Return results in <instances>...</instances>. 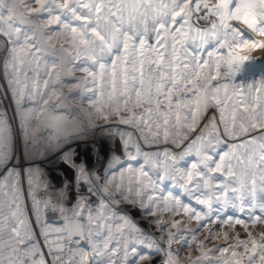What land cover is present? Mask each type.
I'll return each mask as SVG.
<instances>
[{
	"label": "snow or ice",
	"instance_id": "obj_1",
	"mask_svg": "<svg viewBox=\"0 0 264 264\" xmlns=\"http://www.w3.org/2000/svg\"><path fill=\"white\" fill-rule=\"evenodd\" d=\"M0 264H264V0H0Z\"/></svg>",
	"mask_w": 264,
	"mask_h": 264
}]
</instances>
